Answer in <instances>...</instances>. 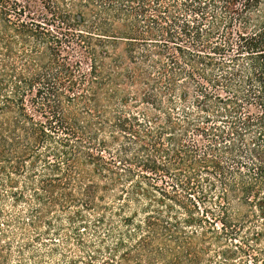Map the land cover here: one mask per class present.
<instances>
[{"label":"trees","instance_id":"obj_1","mask_svg":"<svg viewBox=\"0 0 264 264\" xmlns=\"http://www.w3.org/2000/svg\"><path fill=\"white\" fill-rule=\"evenodd\" d=\"M0 264H264V0H0Z\"/></svg>","mask_w":264,"mask_h":264}]
</instances>
